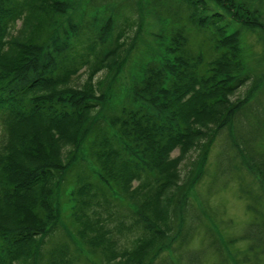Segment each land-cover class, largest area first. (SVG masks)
Masks as SVG:
<instances>
[{"label":"trees","instance_id":"trees-1","mask_svg":"<svg viewBox=\"0 0 264 264\" xmlns=\"http://www.w3.org/2000/svg\"><path fill=\"white\" fill-rule=\"evenodd\" d=\"M0 122V264H264V0H0ZM210 151L252 216L240 259L189 201Z\"/></svg>","mask_w":264,"mask_h":264},{"label":"rangeland","instance_id":"rangeland-1","mask_svg":"<svg viewBox=\"0 0 264 264\" xmlns=\"http://www.w3.org/2000/svg\"><path fill=\"white\" fill-rule=\"evenodd\" d=\"M22 21L16 25V29H21ZM15 29V30H16ZM104 72L99 74L102 77ZM87 74L85 69L80 72L79 76L75 77V80L70 83L71 86H80L86 80ZM243 87L238 91L233 92L230 97H236L241 95ZM213 122L210 118V114L203 118L197 126V132L193 135L194 146L190 149H186L182 152L181 156L177 158L176 169L177 176L179 177V184H187L190 178L191 170L193 168L194 161L198 156L200 144L204 141L206 134L213 127ZM4 133L3 125L0 122V137ZM73 145L62 142L57 148V153L64 160L69 152L72 150ZM180 154L179 149L175 148L171 152V158H176ZM213 156L214 151H210L207 159V174L203 175L201 179L193 186V190L189 195V201L192 202L196 210L203 216L204 225L211 229L214 236L221 241L223 247L230 253L235 259L241 258L246 252L249 242L247 240H240L244 235L247 225L251 221V214L245 209V200L240 198L237 190V183L231 179H222L216 186H210V172L213 169ZM209 190V191H208ZM66 188L60 192V202L65 203ZM202 205L205 213L197 207ZM231 242V243H230ZM208 244L203 230L200 234L196 235L192 241L194 248H204ZM264 258V256H263ZM217 256L215 253L207 250L204 259L201 264H214ZM190 264H195L190 262Z\"/></svg>","mask_w":264,"mask_h":264}]
</instances>
